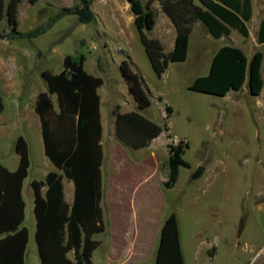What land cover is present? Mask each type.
<instances>
[{
    "label": "rangeland",
    "instance_id": "1",
    "mask_svg": "<svg viewBox=\"0 0 264 264\" xmlns=\"http://www.w3.org/2000/svg\"><path fill=\"white\" fill-rule=\"evenodd\" d=\"M105 1L91 0V9L100 20L96 23L82 24L77 15L71 14L58 18L48 26L60 10L78 5L79 0H41L35 5L25 0L19 9L18 31L30 33L47 28L46 32L37 37L16 39L10 45L3 41L5 45L2 46L6 48L5 76L13 80L6 92L0 84V97L5 103V111L0 115V164L11 169L14 167L15 142L20 136L29 145L31 160L23 189L27 204L24 226L31 232L26 264H34V260H38L31 183L44 180L50 171H57L45 156L41 125L35 113L38 94L47 91V83L41 75L43 72L59 74L64 68V59L79 54L86 57L85 70L104 81L99 93L106 140L109 131L113 132L115 128L112 112L119 106L122 113L139 112L163 128L167 123L168 130L164 131L162 140L169 139V144L189 143L183 158L190 168L181 167L176 184L168 189L164 184L168 181L169 168L164 164L162 173L147 183L148 194L143 200L153 223L161 217V230L171 213L177 215L184 264H197L196 249L202 242L200 264H242L254 253L256 255L254 248L264 240L257 216L244 214L249 207L245 201L246 191L252 186L253 174L250 171L255 160L251 153L256 146L255 128L257 125L264 127V115L260 119L253 118L254 103L231 104L221 97L192 91L190 86L197 77L208 73L212 56L221 47L229 45L246 49L245 53L250 56L254 32L264 14V0H255L249 38L233 31L228 37L215 39L202 23H196L187 60L170 63L161 77L155 73L134 26L131 31L120 28L118 36L112 33L108 19L110 12ZM141 1L144 3V0ZM10 30L5 18L0 23V32L9 33ZM168 32L165 23L160 21L147 35L163 39L168 52L174 44ZM257 49L264 54V45H259ZM123 61H127L140 75L157 106L153 104L145 111L138 109L120 71ZM167 107L173 111L168 119ZM108 145L105 143L106 156H109ZM141 150L127 149L132 162L145 154ZM105 160L102 169L106 180L108 157ZM126 166L133 168L131 163ZM201 168H204L202 176L195 178ZM162 178L165 182L158 190V181ZM69 186L72 182L65 179L66 192ZM137 202L139 205L142 198L139 197ZM161 230L154 254H150L152 257L147 264H156ZM99 238L100 235L95 237L96 240ZM207 241L217 247L212 263L209 262L211 253L207 250L208 245H204ZM246 243L251 245V249Z\"/></svg>",
    "mask_w": 264,
    "mask_h": 264
},
{
    "label": "trees",
    "instance_id": "2",
    "mask_svg": "<svg viewBox=\"0 0 264 264\" xmlns=\"http://www.w3.org/2000/svg\"><path fill=\"white\" fill-rule=\"evenodd\" d=\"M23 1L0 0V23L6 18L11 27L9 33L0 32V39L32 38L46 32L47 28L30 33L18 31L19 7ZM39 1L27 0L30 5ZM127 2L141 42L159 77L170 63L187 60L196 23H202L215 39L228 37L233 31L249 38V23L254 15V0H148L146 5L141 0ZM154 2L160 4L176 29L175 47L170 52L165 51L159 39L147 35L156 25ZM91 5V0H79L78 5L60 10L48 26L58 18L71 14L77 15L80 23L90 24L95 21ZM257 43L264 45V15ZM85 62L83 54L69 55L64 59V68L59 74L43 72L41 76L47 83V91L39 93L35 101L44 152L57 169L50 171L44 180L31 183L40 264H93V254L101 244L95 236L106 231L101 206L104 150L99 95L104 81L89 74L84 68ZM263 65L264 54L259 50L249 60L238 47H221L212 59L209 73L197 77L190 90L223 98L230 91H241L248 79L249 94L259 96L264 88ZM120 71L138 109L148 110L153 105L152 98L140 75L127 61L121 63ZM4 110L5 103L0 97V114ZM166 111L168 119L173 111L171 107H167ZM112 114L118 142L132 150L148 147L168 130L167 123L163 128L139 112L122 113L119 106ZM189 147L185 141L177 145L169 144L166 188L174 187L181 167L190 168L183 158ZM15 153L19 155L16 171L12 172L0 164V264H25L29 243V230L23 226L26 207L23 185L29 174L30 152L22 136L15 142ZM64 178L73 182L75 187L72 204L65 199ZM156 264H184L175 213H171L163 224Z\"/></svg>",
    "mask_w": 264,
    "mask_h": 264
},
{
    "label": "crops",
    "instance_id": "3",
    "mask_svg": "<svg viewBox=\"0 0 264 264\" xmlns=\"http://www.w3.org/2000/svg\"><path fill=\"white\" fill-rule=\"evenodd\" d=\"M24 2L25 0L21 3V5ZM147 2L148 0H144V3L143 2L142 3L146 5ZM105 5L108 7V11L110 12V16L108 19L111 24L112 33L118 36L119 34L117 30H119L120 28L125 29L126 31L133 30V26L135 27L134 15L131 11L130 4L127 2V0H107L105 1ZM152 7L157 12V20L154 29L156 28L158 22L163 21L165 23L167 31H169L168 34L171 43L173 42L174 39V44L172 45L170 50L172 51L175 47V41L177 35L175 26L173 25L171 20L167 17V15L162 11V8L158 2H154ZM254 12H255V0H254ZM96 21H100V20L97 18V15L95 14V21H93V23H96ZM259 25L260 23L258 24L254 32V40H253L254 45L253 47L250 48L251 51L250 56H248L245 53L246 49L244 50L242 49L249 60H251L253 55L256 53V51H258L257 47L259 46V44L257 43V33H258ZM251 34L252 32L250 30L249 37H251ZM15 40L16 39H0V80H1L0 84L4 86L3 87L4 92H6L7 87L11 85V81L13 79L5 76L6 48L2 45H5L3 44V41H6L10 45V43ZM162 43L165 46L164 41H162ZM214 55L212 56V59ZM211 62H210V66H211ZM209 71H210V67H209ZM262 74L264 78V65L262 69ZM223 99L229 100L231 104L240 103V104L250 105V103H254L253 104L254 112L252 113L253 118L254 116H256L257 119H260L264 115V88L261 95L259 96L250 95L248 79L241 91H230L225 97H223ZM134 103L136 104L135 101ZM101 104H102V98H101ZM152 104L157 106L153 99H152ZM17 106L20 107V104L17 103ZM101 122L103 127V136L101 143L103 146L104 153H105V143H107V145L109 144L108 145L109 147L107 149L109 156H106L105 153L104 162H103V167H104V163L106 161L105 159L106 157H108L109 172L106 177V180L104 178V172L102 169L103 196H102L101 206L104 212L106 231L103 234H100L101 238H99L98 241H100L101 244L93 254L92 263L93 264H147L150 258L152 257L150 254L151 253L154 254V248L157 244V240L159 236L158 234L161 230L162 223H161V217L158 218V221L154 223L152 222L153 220L149 216V213L145 207V201L143 200L144 197L148 194V190L146 187L147 183L153 180V178L157 176L159 173H162V169H161L162 166H164V164L165 165L167 164L169 158V152H168L169 139L166 138V140H162L163 134H165L163 132L158 138L154 139L148 147L141 150V151H145V154L143 156H140L138 159L132 162L130 159L131 157L127 152L128 148L118 142L115 135V128L113 132L111 130L109 131V138H107L106 140L105 124L103 123L102 113H101ZM25 123L27 124V122ZM29 125L30 124H28V126ZM263 128H264L263 126L260 127L258 125L255 128L254 142L256 146H255V151L251 152L252 154H254L255 160L253 162V170L250 171L251 172L250 174H253L251 179L252 186L246 191L245 201H247L246 204L249 207L248 209L246 208L244 214L256 215L259 229L261 230V232L264 233V129ZM41 135H42V128H41ZM129 163L133 165L132 169L126 166ZM18 165H19V155L16 154L14 167L12 169L6 166L5 167L13 172L16 171ZM30 167H31V160H30ZM137 174L138 176H136ZM65 179L66 178H64L63 181L65 199L67 203L72 204L75 197V187L72 182V186H69V191H67L69 192V194H67L65 187ZM164 182H165L164 178L158 181V184H160L159 186H157L158 190L161 189V184ZM23 189H24V185H23ZM139 197L142 198V202L139 205H137L138 204L137 199ZM33 199H34V194H33ZM26 208H27V204L25 207V211ZM31 209H33V213H34V202L33 205L31 206ZM35 232H36V221L34 226V235ZM30 234L31 232L29 230V239H30ZM204 245H208L207 250L208 252L211 253V256L209 257V262L210 263L214 262V257L216 256V250H217L216 245L213 246L211 241H207L206 244ZM246 246H248V248L251 249V245L249 243H246ZM255 249H256L255 251L256 255L254 253L255 256L253 255V257L244 260L242 264H248L258 255H260L259 260L264 263V261L262 260L264 257V240L262 241V243H260V245H257L256 248H254V250ZM202 251H203V242L202 244L199 243L196 249L197 264H200ZM182 252H184V250ZM69 257L73 258V255L69 254ZM95 258H97V260H95ZM156 261H157V257H156ZM25 264H26V255H25ZM34 264H40L39 252H38V260L35 259Z\"/></svg>",
    "mask_w": 264,
    "mask_h": 264
},
{
    "label": "built area",
    "instance_id": "4",
    "mask_svg": "<svg viewBox=\"0 0 264 264\" xmlns=\"http://www.w3.org/2000/svg\"><path fill=\"white\" fill-rule=\"evenodd\" d=\"M260 255L256 256L253 260H251L248 264H264L259 260Z\"/></svg>",
    "mask_w": 264,
    "mask_h": 264
},
{
    "label": "water",
    "instance_id": "5",
    "mask_svg": "<svg viewBox=\"0 0 264 264\" xmlns=\"http://www.w3.org/2000/svg\"><path fill=\"white\" fill-rule=\"evenodd\" d=\"M203 172H204V168H201V169L198 171V173L196 174V177H195V178H199V177H201L202 174H203Z\"/></svg>",
    "mask_w": 264,
    "mask_h": 264
}]
</instances>
